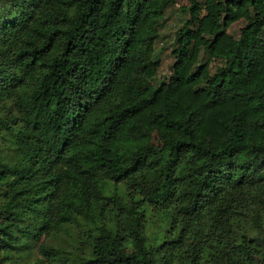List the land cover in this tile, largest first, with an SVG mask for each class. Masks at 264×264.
I'll return each mask as SVG.
<instances>
[{
	"label": "trees",
	"instance_id": "trees-1",
	"mask_svg": "<svg viewBox=\"0 0 264 264\" xmlns=\"http://www.w3.org/2000/svg\"><path fill=\"white\" fill-rule=\"evenodd\" d=\"M175 3L0 0V264H264V0H190L157 83Z\"/></svg>",
	"mask_w": 264,
	"mask_h": 264
},
{
	"label": "rangeland",
	"instance_id": "rangeland-1",
	"mask_svg": "<svg viewBox=\"0 0 264 264\" xmlns=\"http://www.w3.org/2000/svg\"><path fill=\"white\" fill-rule=\"evenodd\" d=\"M190 0H176V3L170 7L165 13V19L160 28V39L155 44V56L161 62L159 69V76L155 82L165 79L170 75V65L174 59L171 55V47L175 34L180 31L184 22L188 20V14L184 13L182 7H188ZM244 26L243 22L236 23L228 30L234 36H237L239 30ZM122 189L121 186H117ZM158 218L152 220L146 229V237L148 241L154 243L159 230ZM81 231L73 227L68 228L67 231H62L58 235L50 239L43 238L45 243L49 240L50 245L55 247L60 252L59 261L54 264H80L83 259L87 257L90 251L88 242L82 239L79 235ZM42 258L37 250L34 248L22 255L18 264H43L38 261Z\"/></svg>",
	"mask_w": 264,
	"mask_h": 264
}]
</instances>
